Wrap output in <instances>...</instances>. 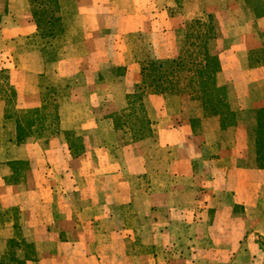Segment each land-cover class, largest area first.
Instances as JSON below:
<instances>
[{"label":"crops","instance_id":"1","mask_svg":"<svg viewBox=\"0 0 264 264\" xmlns=\"http://www.w3.org/2000/svg\"><path fill=\"white\" fill-rule=\"evenodd\" d=\"M225 2L183 0L175 13V0H59L67 27L54 39L40 36L27 0L1 3L0 72L15 107L57 108L54 135L15 145L0 99V264L10 240L25 264H124L129 247L136 264L154 263L157 237L192 224L208 246L229 249L224 262L264 264V63L251 60L264 53V16ZM203 13L215 22L209 50L228 113L207 114L188 84L144 94L132 115L150 134L124 143L114 116L142 85V62L177 59L185 24Z\"/></svg>","mask_w":264,"mask_h":264},{"label":"trees","instance_id":"2","mask_svg":"<svg viewBox=\"0 0 264 264\" xmlns=\"http://www.w3.org/2000/svg\"><path fill=\"white\" fill-rule=\"evenodd\" d=\"M40 36L51 39L57 36L61 16L59 0H27ZM183 0H175L176 7H181ZM255 16H264V0H243ZM3 10V9H2ZM0 8V16L2 15ZM216 36V26L213 16L203 13L200 18L185 24L183 46L177 59L172 61L142 62V85L136 92L128 96V109L122 117L114 116L116 128L123 131L124 143L138 141L150 134L149 122L133 113H143L142 97L148 93L177 92L182 84H188L191 95L202 102L204 111L211 115L228 113L226 91L217 87L215 77L220 70L218 59L209 50V42ZM256 54V53H255ZM251 58V56H250ZM252 63H264V53L260 57L252 56ZM0 99L5 103L3 128L11 125L8 131V142L21 145L30 138L45 139L54 135L52 122L56 118L57 103H44L38 109H17L15 107L16 93L8 83L7 73L0 72ZM50 106L52 112L50 111ZM138 112H137V110ZM49 110V111H48ZM139 115V114H138ZM259 126L256 129L257 163L264 167V113L258 114ZM226 123V122H225ZM131 128L129 131L122 127ZM53 128V129H51ZM53 130V131H52ZM48 132V133H46ZM8 264H25L14 258V240L8 242ZM27 251L31 248L26 246Z\"/></svg>","mask_w":264,"mask_h":264},{"label":"rangeland","instance_id":"3","mask_svg":"<svg viewBox=\"0 0 264 264\" xmlns=\"http://www.w3.org/2000/svg\"><path fill=\"white\" fill-rule=\"evenodd\" d=\"M221 1L225 2L226 0H221ZM3 2L4 0H0V7H1V3ZM159 2H161V0H159ZM192 8L193 7H189L187 9L192 10ZM182 10H183L182 5L179 8L174 7L175 13L181 12ZM62 25L66 30L67 27L66 24L65 23L62 24L61 21L59 28L56 27L55 29L62 30ZM7 126L8 128L11 129L10 131L13 132L12 126L10 124ZM6 134H8V131H6ZM188 198L190 200H193L194 198L193 194H188ZM191 202L192 201H188V207L193 208L194 203L189 205V203ZM159 217L161 218V215ZM218 233L220 234V237L224 235L223 238H225V236L227 235L226 231H220ZM207 234L209 233L207 232ZM203 236L204 234L203 233L200 234L199 230L195 229L193 224L187 225L186 231L178 230L176 228V230L173 231V236L169 239L164 237H157V238H163L165 240L164 244L166 243L167 240H171V241L169 246H165L164 244L156 245V248H154L155 251L154 263L151 262V263H138V264H237V263L224 262L223 259L225 258V255L229 249L226 247L216 248V247L208 246L207 243L210 242V239L209 237L201 239L203 238ZM204 242L206 243V245L204 244ZM222 242H225L224 239H222ZM259 243L261 244L262 250L264 251V241ZM127 250L128 252H130L129 253L130 257L128 256V259H126L127 261L124 264H136V262H134L135 261L134 256H136L135 254L136 251L134 250H136V248L129 247L128 249L126 248L125 251ZM147 251L150 252L149 249Z\"/></svg>","mask_w":264,"mask_h":264}]
</instances>
